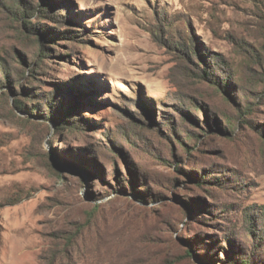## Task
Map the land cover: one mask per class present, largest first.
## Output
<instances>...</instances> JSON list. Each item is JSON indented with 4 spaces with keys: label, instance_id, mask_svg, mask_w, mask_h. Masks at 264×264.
<instances>
[{
    "label": "rangeland",
    "instance_id": "obj_1",
    "mask_svg": "<svg viewBox=\"0 0 264 264\" xmlns=\"http://www.w3.org/2000/svg\"><path fill=\"white\" fill-rule=\"evenodd\" d=\"M10 1L0 264H264V0Z\"/></svg>",
    "mask_w": 264,
    "mask_h": 264
},
{
    "label": "trees",
    "instance_id": "obj_2",
    "mask_svg": "<svg viewBox=\"0 0 264 264\" xmlns=\"http://www.w3.org/2000/svg\"><path fill=\"white\" fill-rule=\"evenodd\" d=\"M10 4L8 5L9 8H11L12 11L16 12L17 14H20V17L23 18V15L22 14H25L27 13L26 11H22L20 8L17 7V5H19L21 2L19 0H12V2L10 1L9 2ZM53 6L52 5H48V6H45V5H42L41 6V9H43L42 11H44V9H52ZM30 14H32L31 12H28ZM22 15V16H21ZM41 16H44L43 14H41ZM55 19L56 16H55ZM58 21V20H57ZM59 23V22H58ZM66 33L64 34H68L70 36V34H74V31L72 30H69V31H64ZM169 42V41H168ZM171 43V42H170ZM173 44V43H172ZM181 44V43H180ZM173 46L175 47V45L173 44ZM194 44L192 45L191 43H185V44H181L180 46V51L186 53V54H189L190 53V50L193 48L195 49V47H193ZM195 55H198V53L196 52ZM41 56L43 57L44 55L41 54ZM199 56V55H198ZM0 66H2V70H6L5 66L2 64V62H0ZM203 72H204V76L208 77V75L210 74V69L209 68H203ZM32 79L33 76H31ZM51 101H53L52 99L49 100V104H51ZM30 102L32 103L33 101L30 100ZM41 102V101H40ZM16 105L19 107V108H22L23 107V104L18 100L16 99L15 101ZM45 103V102H44ZM50 112V111H49ZM71 111H67V112H62V113H58V114H55V116H45L48 120H52V121H61V122H64L65 124L67 125H73V124H76V123H80V124H83L84 122L80 119V118H74V119H69L66 117V114H70ZM88 217L90 218L91 216V211H88L87 213ZM252 230H250L251 232ZM252 233V232H251ZM186 255H189V251L186 253ZM244 264H246L247 262L244 260L242 261Z\"/></svg>",
    "mask_w": 264,
    "mask_h": 264
}]
</instances>
